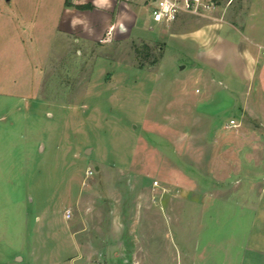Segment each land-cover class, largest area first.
I'll return each mask as SVG.
<instances>
[{
	"label": "rangeland",
	"instance_id": "374dc122",
	"mask_svg": "<svg viewBox=\"0 0 264 264\" xmlns=\"http://www.w3.org/2000/svg\"><path fill=\"white\" fill-rule=\"evenodd\" d=\"M59 1L0 0V264H221L262 202L264 102L201 78L200 33L230 59L264 0L162 26L142 0L81 6L36 58L27 24Z\"/></svg>",
	"mask_w": 264,
	"mask_h": 264
},
{
	"label": "crops",
	"instance_id": "0c3cea01",
	"mask_svg": "<svg viewBox=\"0 0 264 264\" xmlns=\"http://www.w3.org/2000/svg\"><path fill=\"white\" fill-rule=\"evenodd\" d=\"M112 3H115V0H60L57 2L52 14H46L39 19H32L34 21L27 25L29 26L30 48L34 49L33 51L37 53L35 57L46 60V53L53 49V44L58 36L64 38V34H73L77 30L80 19L79 12L77 11L79 6L91 5V7L105 9ZM263 8L264 6H262ZM259 15L263 14L260 13ZM252 17L254 15H251L249 19ZM247 26L248 23L246 22L245 29ZM207 28L212 30L213 27ZM228 30L227 27L221 25V28L217 29L215 43L218 40L225 41L222 35H224L225 31L228 32ZM231 32L233 35V42L231 43L233 46L232 57L230 59L222 58L221 60L218 59L220 56L217 50L220 46H225V43H217L218 47L210 45L208 43L210 36L207 34V30L200 33L199 50L203 63L200 67L201 78L206 79L208 84L209 82L216 81V79H222L226 83L247 84L248 89L251 87V92H248L251 101L257 99L260 102H264V37L256 36V33L252 30L244 32L245 34L241 33L242 36H239L236 31ZM209 52L216 53L214 54L216 59H213ZM38 54H44V56L40 55L38 57ZM10 95L9 86H6L0 92V96L6 98H9ZM225 129L229 130L230 128L225 126ZM9 131L10 129L7 128V135ZM261 201V203L252 207L253 221L247 225L246 235L242 238L235 236L231 238L230 242L228 241L230 244H233V247L226 250L227 255L221 264H264V191ZM151 211H153L152 208L149 212ZM145 223V219L142 216L136 221H131L129 226L143 227L146 225ZM230 250L232 252H228ZM122 255H125L124 252L120 256ZM76 257L78 260H81L80 253ZM112 258V253H109L108 257H105L107 261L112 260ZM118 259L115 256L114 260ZM214 263L215 261L212 258H209L206 262V264Z\"/></svg>",
	"mask_w": 264,
	"mask_h": 264
},
{
	"label": "built area",
	"instance_id": "2783aa9c",
	"mask_svg": "<svg viewBox=\"0 0 264 264\" xmlns=\"http://www.w3.org/2000/svg\"><path fill=\"white\" fill-rule=\"evenodd\" d=\"M131 0H115L126 3ZM222 0H142L148 6L152 20L159 25H171L182 18H208L220 6ZM234 120L227 124V128H236ZM66 219L71 218L67 211Z\"/></svg>",
	"mask_w": 264,
	"mask_h": 264
},
{
	"label": "trees",
	"instance_id": "16d2710c",
	"mask_svg": "<svg viewBox=\"0 0 264 264\" xmlns=\"http://www.w3.org/2000/svg\"><path fill=\"white\" fill-rule=\"evenodd\" d=\"M78 8H83V7L79 6ZM84 8H85V7H84Z\"/></svg>",
	"mask_w": 264,
	"mask_h": 264
}]
</instances>
